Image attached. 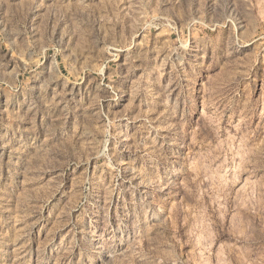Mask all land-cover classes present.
<instances>
[{
	"label": "rangeland",
	"instance_id": "1",
	"mask_svg": "<svg viewBox=\"0 0 264 264\" xmlns=\"http://www.w3.org/2000/svg\"><path fill=\"white\" fill-rule=\"evenodd\" d=\"M0 264H264V0H0Z\"/></svg>",
	"mask_w": 264,
	"mask_h": 264
}]
</instances>
